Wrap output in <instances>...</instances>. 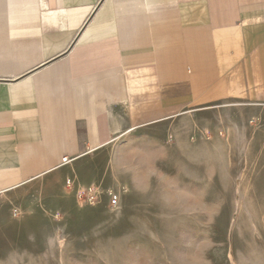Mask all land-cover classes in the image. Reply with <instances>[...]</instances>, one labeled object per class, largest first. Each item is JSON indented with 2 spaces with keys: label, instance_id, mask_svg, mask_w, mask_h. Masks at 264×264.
Wrapping results in <instances>:
<instances>
[{
  "label": "crops",
  "instance_id": "0c3cea01",
  "mask_svg": "<svg viewBox=\"0 0 264 264\" xmlns=\"http://www.w3.org/2000/svg\"><path fill=\"white\" fill-rule=\"evenodd\" d=\"M221 100L264 104V0H0V193Z\"/></svg>",
  "mask_w": 264,
  "mask_h": 264
},
{
  "label": "rangeland",
  "instance_id": "374dc122",
  "mask_svg": "<svg viewBox=\"0 0 264 264\" xmlns=\"http://www.w3.org/2000/svg\"><path fill=\"white\" fill-rule=\"evenodd\" d=\"M130 130L0 193V264H264V104H191Z\"/></svg>",
  "mask_w": 264,
  "mask_h": 264
},
{
  "label": "built area",
  "instance_id": "2783aa9c",
  "mask_svg": "<svg viewBox=\"0 0 264 264\" xmlns=\"http://www.w3.org/2000/svg\"><path fill=\"white\" fill-rule=\"evenodd\" d=\"M71 159L68 156L63 157V163H69ZM99 190L93 187L87 188L82 192H79V198L82 200H86L88 203L93 204L98 200ZM118 204V198L115 195L112 196V205L116 206Z\"/></svg>",
  "mask_w": 264,
  "mask_h": 264
},
{
  "label": "bare ground",
  "instance_id": "6f19581e",
  "mask_svg": "<svg viewBox=\"0 0 264 264\" xmlns=\"http://www.w3.org/2000/svg\"><path fill=\"white\" fill-rule=\"evenodd\" d=\"M85 188H90L89 186L86 187H78V193L82 192L83 190H85Z\"/></svg>",
  "mask_w": 264,
  "mask_h": 264
}]
</instances>
